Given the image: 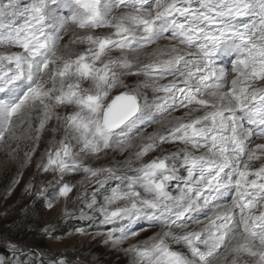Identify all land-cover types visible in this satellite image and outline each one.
Segmentation results:
<instances>
[{
    "label": "snow or ice",
    "instance_id": "obj_1",
    "mask_svg": "<svg viewBox=\"0 0 264 264\" xmlns=\"http://www.w3.org/2000/svg\"><path fill=\"white\" fill-rule=\"evenodd\" d=\"M72 26L81 31L69 43L83 51L61 47ZM165 40L171 43L160 47ZM0 49V144L6 136L19 140L22 129L34 141L27 166L50 121L59 124L53 134L63 132L36 165L55 174L34 193L46 209L76 186L66 176L83 173L77 183L110 185L107 194L100 202L92 194L91 215L65 208L63 219L78 213L105 226L98 234L113 247L147 227L164 229L129 243L132 264H264V143L256 142L264 140V0H3ZM125 76L145 79L112 95L128 87ZM165 121L163 131L133 143ZM109 149L132 156L123 164L85 163ZM33 187L30 180L25 191ZM40 232L62 238L54 225ZM0 249V264H71L62 253L44 260L3 235Z\"/></svg>",
    "mask_w": 264,
    "mask_h": 264
},
{
    "label": "rangeland",
    "instance_id": "obj_2",
    "mask_svg": "<svg viewBox=\"0 0 264 264\" xmlns=\"http://www.w3.org/2000/svg\"><path fill=\"white\" fill-rule=\"evenodd\" d=\"M0 2H3V0H0ZM25 2L26 0H20L21 4ZM21 22L22 21L19 19L16 21V23ZM70 28V31L69 29H67L69 32L66 31V34L63 36L61 47L63 48V46L67 44L70 46V50L73 52L83 51L86 47L85 45H70L69 43L73 39L74 35L80 33L81 30L73 26ZM96 31L103 34H107L108 32V30L106 29ZM165 43L169 44L171 42L168 40L161 41L159 43V46L164 47L163 45ZM155 47H157V45H152L148 50L151 51V49ZM0 51H3V49H0ZM118 54L119 53L115 52L112 53V55L114 56ZM138 55L141 62H147V60L149 59L144 55L143 52L139 53ZM122 79L124 81V84L128 87L114 89L112 95H118L121 91L131 90L132 88L140 84L145 78L137 76H125ZM171 79L172 77L169 76L166 79L161 80L160 83H168ZM142 91L145 94L149 95L151 98L150 90L142 89ZM61 112L63 113V110H61ZM179 114V112L174 113V115ZM36 119V115L34 114L33 127H35L36 125ZM156 124H152L150 127L145 128L143 130L142 136L138 135L137 137H135L133 143L135 144L143 137H147L149 134L158 131L157 127L161 124ZM152 126H154L155 128H151ZM52 128H59V124L56 120H52L49 122L46 131L41 136L39 146L36 147L35 154L32 156L31 163L27 166H23L25 160V152L29 151L33 147L34 141L30 139L22 131V129H17V135L19 136L21 134V138L19 140L8 139V137L6 136L7 143L0 144V219H2L5 214L13 207L20 208L22 213L21 218H26L27 211L33 209L36 202H38V200L34 196V193L40 186L41 182L54 179V173L38 172L36 167L37 162L41 160L45 151L50 147V142L59 141V139H61L63 135L62 130H58L55 134H53V132L51 131ZM148 128H150V130H148ZM256 142L263 143V140H257ZM179 147L182 146L165 145V148L171 151H176ZM106 152L107 154L101 153L98 158H86L85 163L93 164L95 166L123 164L132 156V151L125 152L124 154H119L118 151L109 149L106 150ZM155 155H159V152L150 153L149 156L145 157L143 162H147ZM140 163L141 162H134L133 167H138ZM254 163L256 166H258L259 164V162ZM18 172L23 173L22 178L20 179L19 184L15 186L14 191H12L9 195L8 189L9 187H11L12 181ZM82 179L83 173H75L65 177V181H71L72 183L76 184L72 192L69 194L68 199L64 200L63 198H61L55 208H53L52 210H48L45 208L46 212L42 219L39 221L37 232L35 228H32L30 229V232L35 233L32 235H24L23 239H27L32 243V245H36L34 247H30V249L34 248L35 250L40 252L42 254V259H55L54 257L57 258L58 254L62 253L63 256L60 258L66 259L73 264H132V256L125 251V249L129 246V243H136L138 240L146 239L150 235H154L157 232L164 231V229H161L159 227H148L145 232H141L138 238L130 242H125L121 246L113 247L111 243H104V236L98 234L107 230L105 226H101L98 223H94L92 221L81 220L78 218V213L76 217L63 219L62 217L65 208H67L69 212H77L78 209H83L85 212L91 215V210L88 209L85 204L86 202H91L92 194H96L97 202L102 201L103 195L107 194V188L110 185H106L104 188H100V186L93 181H85L83 184L77 183V181H81ZM30 180L33 181L34 187L31 192H26L25 185ZM112 183L114 182H110V184ZM51 190L52 189L49 188V191ZM78 194L81 197L80 199H77ZM201 219H203V217H201ZM52 225H54L56 228L55 235L62 237L61 239L57 240L52 237L44 236L40 232L41 228ZM78 227L87 228L89 234L80 235L79 233L75 232V229ZM191 227L195 228L196 230H200L203 225H191ZM9 232L12 237H17L18 231L15 227L9 228ZM20 242H23V240ZM214 264H222V260H217L214 262Z\"/></svg>",
    "mask_w": 264,
    "mask_h": 264
},
{
    "label": "trees",
    "instance_id": "obj_3",
    "mask_svg": "<svg viewBox=\"0 0 264 264\" xmlns=\"http://www.w3.org/2000/svg\"><path fill=\"white\" fill-rule=\"evenodd\" d=\"M32 211V215L30 218H21V209L18 207H13L11 208L6 214L5 216L0 219V235L5 236L6 238L8 237V239H13L15 240V242L20 243L21 245L30 248V247H34L36 245H32V243L30 241H28L27 239L24 240L23 236L24 235H32L34 234L33 232H30V229L35 228L36 232L38 230V224L39 221L42 219V217L45 215V207L43 205V202L38 200V202H36L35 206L33 207V209H31ZM25 215V214H24ZM27 215V214H26ZM25 217V216H24ZM27 217V216H26ZM24 224H29L30 227L29 228H25L23 227ZM11 227H15L16 230L18 231L17 237H12L10 232H9V228ZM29 231V232H28ZM23 240V242L20 241ZM40 246V245H37ZM34 249V248H32ZM0 251H3L2 249H0ZM56 258V257H54ZM44 260H47L46 258H44ZM51 260V259H49ZM71 264H73L71 262Z\"/></svg>",
    "mask_w": 264,
    "mask_h": 264
},
{
    "label": "bare ground",
    "instance_id": "obj_4",
    "mask_svg": "<svg viewBox=\"0 0 264 264\" xmlns=\"http://www.w3.org/2000/svg\"><path fill=\"white\" fill-rule=\"evenodd\" d=\"M73 27H75V26H73ZM75 28H76V27H75ZM70 29H71V28H70ZM70 29H69V31H70ZM72 29H73V28H72ZM67 31H68V30H67ZM69 31H68V32H69ZM76 31H77V30H76ZM68 32H67V33H68ZM77 33H78V32H77ZM78 34H79V33H78ZM76 35H77V34H76ZM73 38H74V37H73ZM159 43H160V42H159ZM162 43H163V42H162ZM166 45H168V43H165L163 46H166ZM182 111H183V110H182ZM182 111H181V112H182ZM168 119H171V117H169ZM160 124H161V125L157 127V130L162 131V130H164V127L166 126L167 121L163 122V124H162V123H160ZM156 125H157V124H156ZM158 125H159V124H158ZM151 128L154 129L155 127L152 126ZM148 130H150V128H148ZM22 131H23V130H22ZM22 133H23V132H22ZM20 135H21V134H20ZM20 135H19V136H20ZM263 143H264V140H263ZM147 228H148V227H147Z\"/></svg>",
    "mask_w": 264,
    "mask_h": 264
}]
</instances>
